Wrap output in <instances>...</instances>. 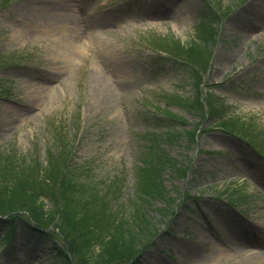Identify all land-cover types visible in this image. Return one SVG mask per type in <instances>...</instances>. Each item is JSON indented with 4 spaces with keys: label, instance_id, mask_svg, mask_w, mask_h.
I'll list each match as a JSON object with an SVG mask.
<instances>
[{
    "label": "rangeland",
    "instance_id": "1",
    "mask_svg": "<svg viewBox=\"0 0 264 264\" xmlns=\"http://www.w3.org/2000/svg\"><path fill=\"white\" fill-rule=\"evenodd\" d=\"M10 159L116 191L145 234L126 264H264V0H0V189ZM26 213L0 264L78 263Z\"/></svg>",
    "mask_w": 264,
    "mask_h": 264
},
{
    "label": "trees",
    "instance_id": "2",
    "mask_svg": "<svg viewBox=\"0 0 264 264\" xmlns=\"http://www.w3.org/2000/svg\"><path fill=\"white\" fill-rule=\"evenodd\" d=\"M210 100H213L210 102L212 109L219 105L214 97ZM230 121L222 120L225 129L243 135L239 125ZM8 161L3 170V189H0V216L8 214V218L15 219L19 212H27L26 216L40 233L64 237L70 250L76 254L77 264L136 262L145 234L127 223L128 220L122 216V208L117 210L113 206L118 199L116 191L111 196L98 185H91L83 191L80 182L70 175L63 176L60 171L58 173L56 170L57 177L52 175L51 180L44 177L45 172L39 169L37 160L22 167L15 166L11 159ZM146 172L152 175L155 170ZM149 181L146 183L145 197L157 192L158 185L150 186ZM45 197L53 206L47 214L44 209L46 203L43 202ZM26 216L23 218L28 220ZM135 216L142 217L140 214Z\"/></svg>",
    "mask_w": 264,
    "mask_h": 264
},
{
    "label": "bare ground",
    "instance_id": "3",
    "mask_svg": "<svg viewBox=\"0 0 264 264\" xmlns=\"http://www.w3.org/2000/svg\"><path fill=\"white\" fill-rule=\"evenodd\" d=\"M66 13V15H64V17H59V19H68L67 21H71V24L74 25L73 27L74 29V33L70 32V33H66L64 40L66 41V46L68 48V57L69 58H75L76 56V50L80 47V40L84 41L86 36H87V29L84 28H80L79 26H77L76 23V19L77 16L75 14L76 11L71 10L69 13L64 11ZM78 14V13H77ZM79 45V46H78ZM16 109H12L9 107V112H8V116H13L16 115ZM14 117V116H13ZM259 236H264V230L260 229L258 232Z\"/></svg>",
    "mask_w": 264,
    "mask_h": 264
}]
</instances>
